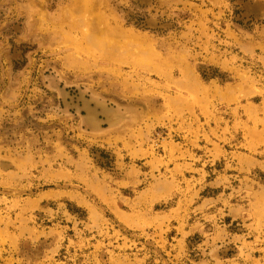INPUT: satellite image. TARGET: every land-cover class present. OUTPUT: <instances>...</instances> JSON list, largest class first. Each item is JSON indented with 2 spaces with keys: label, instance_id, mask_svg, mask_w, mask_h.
<instances>
[{
  "label": "rangeland",
  "instance_id": "374dc122",
  "mask_svg": "<svg viewBox=\"0 0 264 264\" xmlns=\"http://www.w3.org/2000/svg\"><path fill=\"white\" fill-rule=\"evenodd\" d=\"M0 264H264V0H0Z\"/></svg>",
  "mask_w": 264,
  "mask_h": 264
},
{
  "label": "bare ground",
  "instance_id": "6f19581e",
  "mask_svg": "<svg viewBox=\"0 0 264 264\" xmlns=\"http://www.w3.org/2000/svg\"><path fill=\"white\" fill-rule=\"evenodd\" d=\"M127 35H129V34H127ZM130 35H131V33H130Z\"/></svg>",
  "mask_w": 264,
  "mask_h": 264
}]
</instances>
